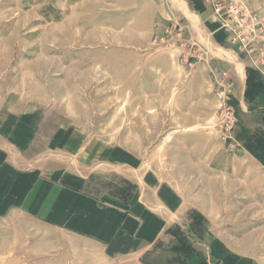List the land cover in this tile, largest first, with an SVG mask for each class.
I'll return each instance as SVG.
<instances>
[{
	"label": "rangeland",
	"instance_id": "1",
	"mask_svg": "<svg viewBox=\"0 0 264 264\" xmlns=\"http://www.w3.org/2000/svg\"><path fill=\"white\" fill-rule=\"evenodd\" d=\"M190 1L209 9L225 33L219 46L206 45V33L200 38L181 14L176 21L171 15L164 31L154 30L149 44L128 45V0H0L4 97L12 90L31 93L68 115L86 136L138 154L143 149L149 169L166 180L186 159V149L202 167L191 174L198 179L191 193L202 211L191 209L142 264H204L205 239L214 233L264 253V158L251 151L254 137L264 136V0H219L228 24L209 0ZM223 49L248 63V113L239 112L232 75L218 64ZM260 145L264 140L257 152ZM131 190L128 183V195ZM59 242L22 214L0 219V264H101L78 243L62 255Z\"/></svg>",
	"mask_w": 264,
	"mask_h": 264
},
{
	"label": "crops",
	"instance_id": "2",
	"mask_svg": "<svg viewBox=\"0 0 264 264\" xmlns=\"http://www.w3.org/2000/svg\"><path fill=\"white\" fill-rule=\"evenodd\" d=\"M124 5L130 46L149 44L154 30L164 31L170 20L176 21V14L190 18L193 23H187L198 35L206 33V45L208 41L216 47L225 36L209 18V9L199 10L190 0H128ZM201 15L207 18L202 21ZM220 51L218 64L230 71L236 85L233 101L239 112L248 113V63L237 52ZM259 69L264 76V64ZM141 73L148 75L144 69ZM208 85L204 80L201 91H209ZM140 87L145 92L148 86ZM12 91L11 97H4L0 84V219L22 214L53 241L60 239L62 255L69 243H78L95 252L101 264H142L144 256L168 242L172 228L198 208L197 194L191 193L198 179L191 174L196 167L203 171L193 164L188 149L187 160L180 158L172 167L173 177L166 180L149 169L143 149L138 154L126 145L86 136L56 107H44L31 93L28 97ZM198 93L206 100L203 92ZM205 243L204 264H264V253L238 242L229 244L220 233Z\"/></svg>",
	"mask_w": 264,
	"mask_h": 264
},
{
	"label": "trees",
	"instance_id": "3",
	"mask_svg": "<svg viewBox=\"0 0 264 264\" xmlns=\"http://www.w3.org/2000/svg\"><path fill=\"white\" fill-rule=\"evenodd\" d=\"M248 80H250V77L248 76ZM248 92H247V90H246V94H247ZM264 140V136H262V137H260V138H258L257 136H255L254 137V140H253V146H252V149H251V151H252V153L256 156V157H258L259 159H262V158H264V146L262 145H260V147H258V149H259V152H257L256 151V146H257V144L259 145V144H261L262 143V141Z\"/></svg>",
	"mask_w": 264,
	"mask_h": 264
},
{
	"label": "built area",
	"instance_id": "4",
	"mask_svg": "<svg viewBox=\"0 0 264 264\" xmlns=\"http://www.w3.org/2000/svg\"><path fill=\"white\" fill-rule=\"evenodd\" d=\"M209 2H210V3H209L210 8H211V9L213 8L214 13H215L217 16L221 17L222 20H223V22H224L225 24H228V23L226 22V20H224V17H223V15H224L225 13H222V12H221V4H220V1H219V0H209ZM242 9H244V8L241 7L240 11H241ZM226 114H228L227 111H226ZM231 115H232V113H230V117H229V118H231ZM230 120H231V119H230Z\"/></svg>",
	"mask_w": 264,
	"mask_h": 264
}]
</instances>
